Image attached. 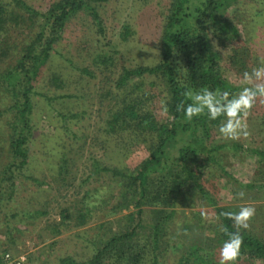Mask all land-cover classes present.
I'll list each match as a JSON object with an SVG mask.
<instances>
[{"label": "rangeland", "instance_id": "1", "mask_svg": "<svg viewBox=\"0 0 264 264\" xmlns=\"http://www.w3.org/2000/svg\"><path fill=\"white\" fill-rule=\"evenodd\" d=\"M2 1L9 4L12 14L0 32V70L16 66L42 23L38 17L21 19L15 0ZM22 1L44 12L58 0ZM172 1L93 2L69 18L36 75L14 74L9 86H0V252L24 254L29 264H89L111 237L135 224L139 226L133 242L148 246V226L162 203L147 198L141 219L131 218L130 213L137 210L133 194L123 198L121 179L98 169L109 166L130 173L154 149L156 132L137 128L135 116L149 113L157 126L172 125L161 78L145 74L117 86L123 68L150 67L160 61L163 26ZM201 1L189 0L187 13L195 12ZM216 10L213 24L196 30L218 53V73L237 89L234 102L241 95L249 98L250 108L237 110L248 135L236 139L221 135L219 127L226 122V114L222 116L217 107L219 112L210 119L204 103L209 93L194 92V103L204 111L198 115L200 120L191 131H178L165 145L150 178L171 183V174L181 169L179 149L203 146L205 152L199 150L192 166L208 194L203 198L191 189L190 181L186 183L190 189L179 196L166 224L161 242V249L166 250L157 264H181L180 257L196 247L203 248L199 253H206L210 264H220L223 243L208 200L237 213L241 207H251L253 215L246 229L264 240V187H257L264 186V157L252 152H264V95L251 93L264 85V71L257 74L264 69V0H226ZM92 13L101 20L102 33L97 32ZM196 16L194 22L199 19ZM196 23L192 27L201 29ZM223 24L228 28L219 29ZM171 66L179 78L184 76L182 52L174 55ZM52 75L58 77L57 82ZM208 98L211 104L215 100L211 95ZM122 107L133 111L122 117L127 125L113 117ZM22 110L23 121H14V114L21 118ZM13 121L27 136V157L21 166L20 157L15 160L9 151ZM108 256L104 260L109 263Z\"/></svg>", "mask_w": 264, "mask_h": 264}, {"label": "trees", "instance_id": "2", "mask_svg": "<svg viewBox=\"0 0 264 264\" xmlns=\"http://www.w3.org/2000/svg\"><path fill=\"white\" fill-rule=\"evenodd\" d=\"M103 1L105 0H58L49 5L46 11L38 12L24 1L15 0L17 8L22 12L19 15L21 19L30 20L38 17L42 20V23L39 26L40 29L35 33L32 42L22 50L16 66L7 65L6 68L0 70V86H9L11 76L14 74L20 73L25 75L31 72L33 76L36 75L38 69L50 56L49 51L51 46L59 39V31L69 18L82 9L90 8L91 3ZM225 1L202 0L201 4L196 7L195 12L189 14L186 11L189 0H173L163 26L160 61L150 67L137 66L135 68L122 69L117 83L118 87L129 77H143L145 74L154 75L165 82L166 94L164 95V106L167 114L171 117L172 125L170 127L164 124L157 126L153 122V116L149 113L135 116L137 128H140L143 132H156L154 149L130 173L122 172L109 166H102L98 171L111 173V175L118 176L121 179V184L124 185V189L121 192L123 198L127 197L130 193L133 194V205L137 210L135 213H130L131 218L138 216L141 219L145 211L142 205H145L147 198L151 199V201H156V203H162L163 207L153 212H157L158 214L149 223V234L146 237L147 247H145L146 244L142 245L133 242V236L136 235V229L139 226V224H135L126 232L111 237L106 245L98 250L89 260V264H157L158 256L162 251L166 250L165 248L161 249L162 236L165 235L167 229L166 224L170 222L175 213V205L181 199L179 196L185 193V188H188V184L186 183L190 181L192 190L194 189L203 198L207 197L208 193L199 181L200 175H197L196 167L193 168L192 166V163L198 161L196 154L199 150L203 153L205 152L206 148L203 146L195 148L186 145L179 149L181 169L178 172L179 174H175V176L171 174L170 178L172 181L170 182L172 184L169 183V180L159 182V180L156 181L150 178V172L157 169L165 153V145L174 138L177 132L191 131L192 124L200 120L198 115L192 117L191 120L185 119L183 115L185 107L189 105L197 107L193 100L194 92H208L212 96V99L214 96L215 100L211 105L213 108L218 107L222 116L226 114L228 107L235 101L234 92L237 89L233 88L218 73V53L211 48L206 40V36L196 30H202V25L207 23L212 25L216 9ZM8 5L0 0V32L1 30H5V23L10 19L12 14L8 10ZM196 14V17L199 18L198 21L201 29L192 27V25L198 22L193 21ZM92 16L96 19L97 32L102 33L101 20L96 17V13H92ZM227 28V24L219 27L221 30ZM178 52H182L186 61V71L182 78L178 77L176 70L171 66V61ZM57 78L55 75H52L54 82H57ZM251 93L264 95L261 88L253 89ZM18 95L19 93L17 97ZM28 98L29 96L24 94V99L27 100ZM178 107L180 111H177ZM125 110L126 108L122 107L115 111L113 114V117L116 118L115 121L118 122L120 121L119 119H123L122 117L125 112L133 114L132 109L130 111ZM22 112L24 111H21V118L15 113L13 120L17 122L23 121ZM14 121L10 124L12 129L9 134V151L15 160L17 157H20L19 165L21 166L26 162L27 150L24 144L27 136L23 135L21 125H18ZM123 121L126 122L125 125L128 124L125 118ZM202 126L205 128V124H202ZM252 152L264 157L263 151L252 150ZM181 175H183L182 179L179 178ZM257 187L263 188L264 186L259 185ZM208 202L215 210L219 242H227L229 233L236 234L238 232L242 237L240 253L234 261L238 262L243 259L264 261V240L256 236V234H252L246 228L238 226L234 218L227 215L229 212L237 213V210L216 205L213 200H208ZM118 206H123V204ZM191 249L180 257L181 264H210V260L206 257L207 254L203 255L199 253V251H203V248L196 247L194 251H191ZM110 252L112 253L110 254ZM106 254L109 255V263L105 262L106 259L104 260Z\"/></svg>", "mask_w": 264, "mask_h": 264}, {"label": "clouds", "instance_id": "3", "mask_svg": "<svg viewBox=\"0 0 264 264\" xmlns=\"http://www.w3.org/2000/svg\"><path fill=\"white\" fill-rule=\"evenodd\" d=\"M261 71H264V69L257 70V74L259 75ZM258 87H260L261 91L264 92V85ZM209 96L210 94L206 93L204 103L208 107V117L210 119H214L217 113L219 112V109L212 107L210 99L208 98ZM197 99H200L198 95ZM248 108H250V101L249 98L244 95H241L238 101L232 103L228 107L226 112V122L222 123L219 127L221 135L231 139H236L240 135L247 136L248 133L246 131V125L243 124L242 121L239 119L237 115V110H239V112H243ZM177 111H180L179 107L177 108ZM203 112L204 111L201 107H194L191 105L183 109L184 118L187 120H191L192 117L197 116ZM227 215L233 217L238 226L247 228V221L253 215V209L251 207H241L238 213L229 212L227 213ZM228 235V241L223 243L220 250V264H225V261H234L240 253V245L242 243L241 235L238 232L236 234L229 233Z\"/></svg>", "mask_w": 264, "mask_h": 264}, {"label": "built area", "instance_id": "4", "mask_svg": "<svg viewBox=\"0 0 264 264\" xmlns=\"http://www.w3.org/2000/svg\"><path fill=\"white\" fill-rule=\"evenodd\" d=\"M0 264H29L24 254H13L10 251L0 252Z\"/></svg>", "mask_w": 264, "mask_h": 264}]
</instances>
